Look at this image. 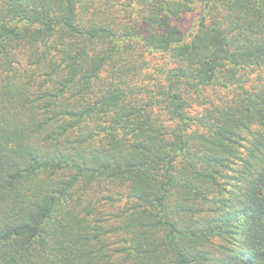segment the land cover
Instances as JSON below:
<instances>
[{
    "label": "trees",
    "instance_id": "1",
    "mask_svg": "<svg viewBox=\"0 0 264 264\" xmlns=\"http://www.w3.org/2000/svg\"><path fill=\"white\" fill-rule=\"evenodd\" d=\"M0 264H264V0H0Z\"/></svg>",
    "mask_w": 264,
    "mask_h": 264
},
{
    "label": "rangeland",
    "instance_id": "2",
    "mask_svg": "<svg viewBox=\"0 0 264 264\" xmlns=\"http://www.w3.org/2000/svg\"><path fill=\"white\" fill-rule=\"evenodd\" d=\"M193 21H194V15H187V16H185L184 18H182V20H180V21L178 22V26H179L181 29H183V31L188 32V31H190V30L192 29ZM157 58H158V57L155 56V57H154V60H152V62H153V61L157 62V61H156Z\"/></svg>",
    "mask_w": 264,
    "mask_h": 264
}]
</instances>
